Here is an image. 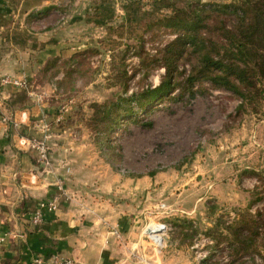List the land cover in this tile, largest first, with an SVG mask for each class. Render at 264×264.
I'll use <instances>...</instances> for the list:
<instances>
[{"label":"rangeland","instance_id":"374dc122","mask_svg":"<svg viewBox=\"0 0 264 264\" xmlns=\"http://www.w3.org/2000/svg\"><path fill=\"white\" fill-rule=\"evenodd\" d=\"M234 2L64 0L58 15L64 28L54 33L60 44L51 46L50 38V46L41 48L48 59L34 58L30 89L45 110L34 116V129L22 130L27 138H20L44 143L47 156L52 134L73 139L63 154L77 153L72 175L84 188L81 197L121 205L134 221L130 235L120 239L125 264H264L260 239L255 247L261 254L229 257L233 229L264 210V96L241 104L208 82L189 88L194 58L187 55L167 96L143 109L133 103L132 116L119 101L161 83L163 49L183 33L165 27L166 18L203 8L206 31L219 19L230 27L235 16L217 11ZM108 104L121 108L112 116L113 130L96 115ZM256 187L263 200L250 206ZM155 225L164 226L159 245L146 232Z\"/></svg>","mask_w":264,"mask_h":264},{"label":"crops","instance_id":"0c3cea01","mask_svg":"<svg viewBox=\"0 0 264 264\" xmlns=\"http://www.w3.org/2000/svg\"><path fill=\"white\" fill-rule=\"evenodd\" d=\"M63 1L0 0V76L33 83L34 58L38 63L48 59L41 48L50 46V38L51 46L60 44L54 33L64 28V20L58 19ZM35 49L38 51L32 53ZM36 94L32 89L0 86V237L7 235L0 264H32L37 256L50 259L55 255L79 264H125L120 239L130 235L129 225L134 221L127 218L121 205L81 197L84 188L72 175L77 153L71 148L73 151L63 154L73 139L58 133L49 137L53 172H41L34 149L18 144L20 137L27 138L26 130L34 129V116L45 110ZM60 159H66V164H59ZM57 179L64 185L62 192ZM53 199L56 211L44 212L41 226L32 227L29 218L38 203Z\"/></svg>","mask_w":264,"mask_h":264},{"label":"trees","instance_id":"16d2710c","mask_svg":"<svg viewBox=\"0 0 264 264\" xmlns=\"http://www.w3.org/2000/svg\"><path fill=\"white\" fill-rule=\"evenodd\" d=\"M217 12V15H234L236 23L228 27L219 19L214 28L206 31L203 8H195L188 17L175 11L165 19V27L183 33L163 49L160 61L165 74L161 83L119 99L126 104L127 116L134 114L133 103L143 109L168 95L175 87L179 62L187 55L194 58L186 80L189 88L195 82H208L214 88L230 92L241 104L264 96V0H235L218 6ZM190 96L194 97L195 93L191 92ZM118 112H121L118 105L108 104L99 106L96 115L113 130L116 120L112 116ZM253 195L257 200L253 199L250 206L263 200L257 187ZM232 236L229 241L234 247L229 253L232 261L251 254L252 250L254 254H261L255 246L259 239L264 240V210L256 211L254 217L242 218Z\"/></svg>","mask_w":264,"mask_h":264},{"label":"built area","instance_id":"2783aa9c","mask_svg":"<svg viewBox=\"0 0 264 264\" xmlns=\"http://www.w3.org/2000/svg\"><path fill=\"white\" fill-rule=\"evenodd\" d=\"M0 86H11L13 88H16L18 90L21 91H28L30 89V84L29 81L26 79H17L15 77L9 76V75H2L0 76ZM40 96H37L36 99L39 100ZM4 122L6 120H3ZM18 144L22 147V146H27L33 149H37L38 150V156L40 158L41 163L44 166V169L49 170V159L46 153V149L44 146V143H36V141L34 140H28L25 138H20L18 141ZM56 185L58 186V190L60 192L63 191V187H62V183L60 181L56 182ZM57 209V204H56V200L53 199L52 201H41L40 203H38V205L36 206L35 210L31 213L30 218H29V222L31 224L32 227L37 228L39 226H41V224L43 223V216H44V212H55ZM155 228H158L159 231L156 232L159 235H157L156 233L153 234V230ZM151 233H149V238L152 240V238L154 239V241H158V242H153L157 245L160 244V240L162 237V233H164V226L163 225H155L154 227L151 228ZM151 236H153L151 238ZM7 241V235H4L2 237H0V258H1V253H2V249L3 246L5 244V242ZM32 264H79L77 263L75 260L70 259V258H66L60 255H55L52 256V258L50 259H44L41 256H37L33 259Z\"/></svg>","mask_w":264,"mask_h":264},{"label":"water","instance_id":"95a60500","mask_svg":"<svg viewBox=\"0 0 264 264\" xmlns=\"http://www.w3.org/2000/svg\"><path fill=\"white\" fill-rule=\"evenodd\" d=\"M150 230H151V229H147V231H146V232H147V234H149V233H150Z\"/></svg>","mask_w":264,"mask_h":264}]
</instances>
